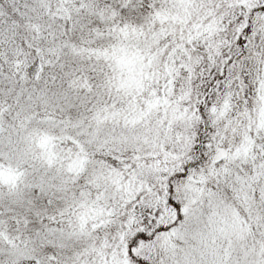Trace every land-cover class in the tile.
<instances>
[{"label": "snow or ice", "instance_id": "snow-or-ice-1", "mask_svg": "<svg viewBox=\"0 0 264 264\" xmlns=\"http://www.w3.org/2000/svg\"><path fill=\"white\" fill-rule=\"evenodd\" d=\"M0 264H264V0H0Z\"/></svg>", "mask_w": 264, "mask_h": 264}]
</instances>
